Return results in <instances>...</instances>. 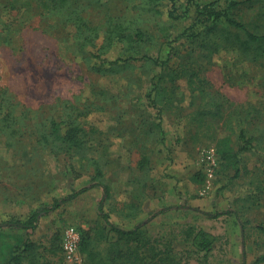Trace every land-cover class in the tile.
Returning <instances> with one entry per match:
<instances>
[{
    "label": "rangeland",
    "instance_id": "obj_1",
    "mask_svg": "<svg viewBox=\"0 0 264 264\" xmlns=\"http://www.w3.org/2000/svg\"><path fill=\"white\" fill-rule=\"evenodd\" d=\"M172 3L0 0L1 231L25 237L4 223L80 191L39 218L23 263L155 264L115 226L157 264H264V0ZM240 130L252 146L223 158ZM67 225L89 242L76 260Z\"/></svg>",
    "mask_w": 264,
    "mask_h": 264
},
{
    "label": "trees",
    "instance_id": "obj_2",
    "mask_svg": "<svg viewBox=\"0 0 264 264\" xmlns=\"http://www.w3.org/2000/svg\"><path fill=\"white\" fill-rule=\"evenodd\" d=\"M53 1H65V0H53ZM212 3H208L206 5H204V7H209ZM171 11H169V14L171 17H176L177 15H174L173 11V3L171 0ZM229 5H233V2H231ZM213 15V19H219L221 15L225 16V18L227 19V21L230 24H235L237 26H239L238 23L234 22L232 19H230L229 17H227L225 12H221L219 13L218 11H210ZM69 130V131H68ZM66 132L67 136L65 137V139H67L66 143L68 145V147H75L77 146V144H79L80 140L78 139V137H76V127H70ZM54 134H57L58 136L59 133H56V128L53 130ZM62 136H60L61 138ZM238 149L234 152L232 149L230 150H225V153L223 154V158L229 157L230 154H232L233 157H237V153L239 152H244V151H248L250 149V147L252 146V144H250L247 141V137L246 134L244 132V130H240L238 133ZM64 139V138H63ZM237 171V170H236ZM103 192L105 195H108V190L109 187L108 185L103 184ZM78 192L80 191H73L72 193L68 194L67 196L63 197V198H56L53 200V202L50 205H46V206H39L37 208H35L25 219L23 220H16V221H8L6 223H4L5 225H7L9 228H18L24 232H26V236H20V235H6L5 233H3L1 231L0 228V264H38L34 261H29L28 263H23V253L25 251H29L32 249L33 247V243L32 240L30 239L29 235V231H33L39 221V218L43 215H46L48 212H50L51 210L58 208L61 203L72 199ZM103 201H104V197L100 200L99 204H98V210L100 213V216L102 218H104L105 220L107 219V215L106 213L103 212ZM228 212L223 211V212H219V213H208L211 216H218L219 214ZM114 231L118 232L121 238H125V239H129L128 237H134V240L136 242L135 248L133 250V253L135 254L136 258L139 257L138 252L140 249L143 248V252H147L145 255L140 256L138 259H140L143 263L145 262L144 258H149V260L151 262H154L155 264L162 262V255L164 252L157 249L153 244L154 241H149L147 239L141 238V237H137L138 233H139V228L138 227H134L133 229H129V230H124V229H120L117 228L115 226L111 227ZM200 234V240H201V245L203 247H207L208 246V241L206 239H204L201 235L203 234L201 231L199 232ZM9 237H12V241L9 240ZM141 238V239H140ZM88 246H89V242L87 241V239L81 237L80 234V243H79V249H81L82 251H87L88 250ZM264 263V252L259 255L255 260L254 263ZM146 263V262H145ZM242 264H246L245 261H242Z\"/></svg>",
    "mask_w": 264,
    "mask_h": 264
},
{
    "label": "built area",
    "instance_id": "obj_3",
    "mask_svg": "<svg viewBox=\"0 0 264 264\" xmlns=\"http://www.w3.org/2000/svg\"><path fill=\"white\" fill-rule=\"evenodd\" d=\"M80 232L74 225H67L61 233V248L66 259L79 257Z\"/></svg>",
    "mask_w": 264,
    "mask_h": 264
}]
</instances>
